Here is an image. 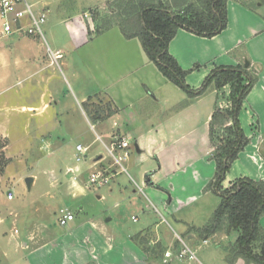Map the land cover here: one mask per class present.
<instances>
[{"label": "rangeland", "instance_id": "obj_1", "mask_svg": "<svg viewBox=\"0 0 264 264\" xmlns=\"http://www.w3.org/2000/svg\"><path fill=\"white\" fill-rule=\"evenodd\" d=\"M30 1L34 4L38 1L35 9L41 8L43 3H51L47 7L46 21L42 24L43 36L40 38L43 48L35 46L43 55L42 61H44L43 57H50L48 47L52 50L57 46L61 47L63 57L46 68L44 73L48 76L47 79L38 82L29 77H15L10 88L4 92L6 101L0 96V136L5 144L0 152L7 160L4 172L0 174V264H137L126 259L124 255L114 256L112 252L109 256L93 258L88 254V248L93 246L94 242L85 234L87 226L83 228L78 226L82 222L93 224L95 228L99 224H104L115 237L113 242L117 244L125 239L132 241L136 239L138 243L147 239L148 249L159 259L156 264H256L246 262L242 257H237L233 262L229 261L228 249L234 243L237 232L226 234L220 231L206 239L193 232L194 236L188 240L186 229H182V225L176 224L165 214L163 208L154 199L151 188H145L142 192L128 176L129 174L135 178L133 171L128 167L131 161H128V164L122 162L124 167L127 166L128 174L120 171L121 173L111 177L104 185L95 186L89 183L92 171L108 166L94 165L93 162L98 157L106 159L108 163L113 162V158L104 146V143H110V139L105 135L106 131L102 126L92 119V117L95 119L104 117L108 113L105 110V96L100 89L103 76L99 66L102 64V68L108 69L113 65L111 61L106 60L105 63H99L97 56L95 61L91 59V53L88 54L87 51L93 50L88 43L75 46L82 37L81 33L74 31V34L72 30L78 26L80 20L86 24L84 13H88L89 20L95 25H99L107 17H111L112 13L116 15L125 13L126 6L117 8L114 4L115 0L106 4L104 0ZM101 4H104L103 7H98ZM237 5L244 7L245 11L237 12ZM226 9L233 20L232 30L237 29L240 19L251 21V15L264 20V0H227ZM113 27L118 29L117 25ZM68 30L72 33L69 34ZM261 32L264 33V29ZM246 34L248 33L244 35ZM94 35L98 33L95 32ZM1 40L8 41L9 38H1ZM93 40L98 44L95 38ZM137 40L139 41V38ZM247 46L245 41L241 42L228 53V56L221 59L238 60L251 75L254 84L257 67L249 65ZM94 50L96 52L98 48ZM139 51H142V48L141 50L139 48ZM66 61L68 66L65 64ZM246 61L248 65H245ZM149 63L155 65L150 59ZM71 64L74 66L73 70L69 69ZM202 64L195 63L192 69L184 70L190 72L205 66L204 63ZM217 65L216 63L213 66ZM257 66L258 69L261 68L260 64ZM170 85L178 91H183L172 82ZM213 89L215 88L212 84L206 89L204 96L206 99L212 97L208 93ZM81 90L87 95L89 92L93 95L88 103L81 101ZM228 94L227 88L217 90V106L225 102ZM50 98V106L37 114L33 111L35 108L27 111L22 107V105H39L40 100H50ZM56 100L57 104H55ZM38 119L42 122L39 123ZM238 121L248 139L256 133L254 124L256 127L264 124L262 120L254 119L253 125L244 128L239 113ZM110 123L112 118L106 119L104 125L109 127ZM38 124L42 127L38 128ZM225 125V123L213 125L215 145L220 143L221 139L225 140L227 136ZM246 129L250 133L249 136L246 135ZM97 134H101V140ZM78 144L87 147V151L84 153L78 151ZM247 144L243 149H250ZM133 155L137 154L133 153ZM78 156L79 160L76 159ZM110 167L111 171L120 168L115 164ZM229 169L222 181L223 187L225 181H229ZM158 187L167 198L170 196L165 188ZM194 192L195 188L192 193ZM9 193L12 194L11 198L7 197ZM219 201V195L209 189L206 195L197 201V205L190 206L191 212L196 210L202 213L201 217L190 216L195 224L204 225ZM209 203H212V209L207 212L205 204ZM62 209H69L74 214V219L68 223L70 226L59 224L58 217ZM132 216L135 219H132ZM142 228V237L134 236L133 233ZM70 232L71 235L66 236ZM131 233L133 237H128ZM177 244L180 248L183 244L188 245L194 250L196 257L189 261L177 260L174 255L166 257L165 249L170 248L174 253L179 249L175 247ZM37 248L39 249L36 251ZM42 248L43 252H39ZM44 251H50L53 256L44 258L42 256ZM114 252L120 254L117 245Z\"/></svg>", "mask_w": 264, "mask_h": 264}, {"label": "crops", "instance_id": "obj_2", "mask_svg": "<svg viewBox=\"0 0 264 264\" xmlns=\"http://www.w3.org/2000/svg\"><path fill=\"white\" fill-rule=\"evenodd\" d=\"M110 1L112 0L103 2L106 4ZM50 4V2L43 3L42 7L47 8ZM104 4L98 7H103ZM238 10L245 11L241 5H237V12ZM251 16V21L240 19L237 29L232 30L233 20L227 12L228 20L225 29L212 37L199 36L179 28L168 44L169 53L181 68L192 69L193 64L203 65L202 63H204L205 66L191 70L185 76V82L190 88L197 89L215 67L214 64L217 63V66L238 65V60L234 58H221L228 56V53L239 43L246 42L249 65L257 67V78L246 94L239 111L244 128H247V125H253L254 119L264 122V33L261 32L264 29V20L257 16ZM83 17L86 24L80 20L78 26L72 30L81 33L82 37V40L75 46L88 43L93 50L87 51L88 54L91 53V59L95 61V56H97L99 63H105L106 60L111 61L113 65L108 69L102 68V64L99 66L103 76L100 89L105 96V110L108 113L104 116L105 118L95 119L92 117L96 124L102 126V129L106 131L105 135L110 139V143H104V146L108 151L116 138L125 139L128 142L129 154L123 162L128 164V161H131L128 167L133 171L135 178L128 174L127 166H125V172L142 192L145 188H151L154 199L163 208L165 214L170 216L176 224L182 225V229H186V237L191 240L195 232L188 231V228L199 226L190 216L201 217L202 213L196 210H193V213L189 207L197 205V201L206 195L208 191L206 185L215 172L216 164L212 157L215 146L210 138L212 115L217 107L226 108L229 101L226 99L225 102L217 106V89L208 93L212 96L210 99L204 97L206 91L191 97L183 89V91L174 89L170 85L171 81L162 74L158 67L149 63V58L140 40H137L138 37H126L119 26L118 29L110 26L97 32L95 24L88 18V13H84ZM72 31L68 30L69 34ZM95 32L98 35L95 36ZM251 32L252 34H250ZM245 33L248 34L245 36ZM1 38H9V40L2 41ZM94 38L98 44L94 43ZM35 46L43 48L39 36L0 35V96L3 97V101L7 99L4 97V92L10 88L15 77H29L41 82L48 78L44 73L46 68L63 57L61 56L63 54L61 47L57 46L55 50L48 47L47 51L50 57H43L44 61H42L43 55L38 52ZM94 48H98V51L95 52ZM139 48L140 50L142 48V51H139ZM65 64L68 66V61ZM259 64L261 65L260 69L257 66ZM69 66V69L73 70V64ZM224 88H227L229 93V86L226 85ZM80 93L81 101L86 103L93 96L91 92L87 95L81 90ZM57 103L56 100L55 104ZM50 104L51 98L50 100H40L39 105H22V107H25L27 111L35 108L33 111L37 114L45 107L48 108ZM111 118L110 126H105V120ZM247 122L250 123L247 124ZM91 126L94 127L93 124ZM41 127L42 125L38 124V128ZM254 127L256 133L247 144L250 149L239 151L229 169L230 182L225 181L224 187H228L232 181L240 177H249L264 182V124H259L257 127L254 124ZM246 135L249 136L250 133L247 132ZM97 137L101 140V134H97ZM133 153L137 155L134 156ZM100 158L98 157L93 164L113 166L114 161L108 163L105 161L106 159ZM112 172H115L113 177L121 173L119 169L112 170ZM158 186L165 188L170 196L167 198ZM194 188L195 192L192 193ZM205 205L207 212L212 209V203ZM259 221L264 227V216ZM87 224L82 222L78 226L81 228L87 226L85 234L94 242V245L88 248V254H91L93 258L109 256L112 252L114 256L116 254L124 255L126 259L137 264L158 263L159 259L147 247L149 246L147 239L141 243H138L136 239L133 241L125 239L117 244V242H113L115 237L104 224L97 225V228L93 227V224ZM138 231L133 233L134 236L142 237L143 228ZM133 234H128V237H133ZM68 235H71V232L66 234V236ZM180 240L183 241V239ZM116 245L120 254L114 252ZM179 246L177 244L176 249ZM168 249L170 250L167 248L165 251ZM43 250L42 248L39 252H43ZM42 256L50 258L53 254L50 251H44ZM86 257L88 258V255ZM183 260L189 261V259Z\"/></svg>", "mask_w": 264, "mask_h": 264}, {"label": "trees", "instance_id": "obj_3", "mask_svg": "<svg viewBox=\"0 0 264 264\" xmlns=\"http://www.w3.org/2000/svg\"><path fill=\"white\" fill-rule=\"evenodd\" d=\"M226 2L227 0H115L117 8L126 6L125 13H112L103 23L96 24L95 29L100 32L117 25L126 37H138L147 57L162 74L191 97L202 94L211 84L217 90L229 86V105L222 109L217 107L210 123V138L215 146L212 157L216 166L206 189L219 195L220 201L204 225L190 226L188 231H194L204 239L220 231L226 234L237 232L234 243L228 249L229 261L242 257L246 262L264 264V227L259 222L264 215V182L240 177L228 187L222 186L231 163L249 142L239 126L238 113L243 98L252 87V77L240 64L219 65L210 71L199 88L192 89L185 82L188 71L181 68L168 51V44L179 28L203 37L220 33L227 25ZM214 123H225L227 126L225 140L221 139L216 145ZM4 145L0 136V150ZM6 165L7 160L0 152V174L4 172Z\"/></svg>", "mask_w": 264, "mask_h": 264}, {"label": "built area", "instance_id": "obj_4", "mask_svg": "<svg viewBox=\"0 0 264 264\" xmlns=\"http://www.w3.org/2000/svg\"><path fill=\"white\" fill-rule=\"evenodd\" d=\"M47 18V8L42 7L35 9V4L30 0H0V35L9 36L12 34L20 36H43L42 24ZM77 150L81 153L87 151V147L77 145ZM109 154L113 158L114 164L118 165L120 171H126L122 162L125 161L129 154V145L125 139L116 138L112 142L111 148L108 149ZM79 156L77 160H79ZM111 167H102L90 173L89 183L95 186L107 184L115 172ZM8 198L12 194L7 195ZM74 219V214L69 209H62L58 217L60 225H67ZM132 219H135L132 216ZM167 257L174 255L178 260L194 259L195 253L188 245L183 244L176 252L170 250L165 251Z\"/></svg>", "mask_w": 264, "mask_h": 264}, {"label": "water", "instance_id": "obj_5", "mask_svg": "<svg viewBox=\"0 0 264 264\" xmlns=\"http://www.w3.org/2000/svg\"><path fill=\"white\" fill-rule=\"evenodd\" d=\"M245 65H248V62L246 61ZM108 220V219H107Z\"/></svg>", "mask_w": 264, "mask_h": 264}]
</instances>
